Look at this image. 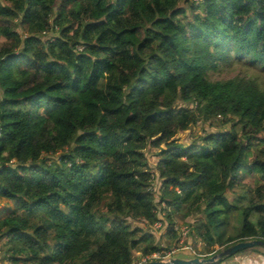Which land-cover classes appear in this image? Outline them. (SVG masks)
<instances>
[{
  "label": "trees",
  "instance_id": "16d2710c",
  "mask_svg": "<svg viewBox=\"0 0 264 264\" xmlns=\"http://www.w3.org/2000/svg\"><path fill=\"white\" fill-rule=\"evenodd\" d=\"M236 65L256 74L211 79ZM262 76L264 0H0V257L145 264L179 245L177 220L205 244L195 258L264 241Z\"/></svg>",
  "mask_w": 264,
  "mask_h": 264
},
{
  "label": "rangeland",
  "instance_id": "374dc122",
  "mask_svg": "<svg viewBox=\"0 0 264 264\" xmlns=\"http://www.w3.org/2000/svg\"><path fill=\"white\" fill-rule=\"evenodd\" d=\"M256 72L254 70H248L246 67H243L242 65H236L233 69L230 70H221L218 71L216 73H212L211 74V79L212 80H221V79H229L232 77H235L237 75H242V76H252L255 75ZM264 77V76H262ZM264 80V78H263ZM222 125L221 122L218 120H215L213 122L212 125L209 124H205L203 122L198 123L195 126H192L191 129L184 133V134H180L178 136V138L181 140V142H185V143H190L194 137L202 134L203 132H216L218 129H222ZM149 162H151L152 165L155 164V158L153 156H150L149 154ZM261 182V177L259 175H252L251 177L248 178V185L242 188L237 189L234 194H229L230 198L232 199L233 203H235L237 206L244 208L247 207L249 205V198L251 196V194L254 192L255 188L260 184ZM13 208V204L12 202H8L5 200L0 201V219L4 218L8 212H10V210H12ZM241 221H242V214H241V210L237 211V212H233L230 217H229V224L227 227L224 228H218L216 229V233H217V240L218 243L215 246V250H221L223 245L226 243V241L229 238H232L234 236H236L241 228ZM178 223L182 224L183 222L180 220H177ZM152 232L159 234L158 232H155L152 228H150ZM166 241L169 240L168 237H166L165 239ZM180 244L181 241H179ZM192 242V241H191ZM171 245L167 246L168 243L163 242L162 246L163 248H165L166 250V254L171 253V257H168L167 259H163V260H168L169 258H183V259H188V258H195L196 255H198L197 253L199 252H204L205 250V244L201 241H196L194 242V252H189V254L185 253L184 251H182V249L184 247L187 246V243L185 241V244H183L182 247L178 246L174 241L171 243L169 242ZM2 251V249H0ZM251 250V249H249ZM173 251V252H172ZM260 253H264V250L261 248H257L256 252H248L244 255H239L235 258H232L229 262L235 264V262L237 260H241V257L244 256L245 259H252V261L254 263L258 262L261 263V259H264V257H262V255H260ZM2 255V253L0 252V256ZM169 256V255H168ZM135 257V262L136 264H139L140 262H144V258L141 256L140 253L135 252L134 254ZM242 257V258H244ZM156 260V259H155ZM159 260V259H157ZM0 264H11L10 260H3L0 257Z\"/></svg>",
  "mask_w": 264,
  "mask_h": 264
},
{
  "label": "water",
  "instance_id": "95a60500",
  "mask_svg": "<svg viewBox=\"0 0 264 264\" xmlns=\"http://www.w3.org/2000/svg\"><path fill=\"white\" fill-rule=\"evenodd\" d=\"M253 248H261L264 250V241L255 239L251 241L238 242L233 246L224 249L219 254H215L209 258H170L168 260H152L145 264H210L215 263L225 257L234 256L240 251L249 250Z\"/></svg>",
  "mask_w": 264,
  "mask_h": 264
},
{
  "label": "built area",
  "instance_id": "2783aa9c",
  "mask_svg": "<svg viewBox=\"0 0 264 264\" xmlns=\"http://www.w3.org/2000/svg\"><path fill=\"white\" fill-rule=\"evenodd\" d=\"M82 50H83V47H80L79 51H82ZM163 216H164V214H162V217L160 218V220L158 222H156V224L154 225V227L156 229H158V230H160L162 228ZM175 230L180 233V241H181L182 244H184L185 243V239L188 237V235L190 233V228L187 225H178V226L175 227ZM160 257H161L160 254L153 255V258L156 259V260L159 259ZM168 257H171V253L167 254L164 257V259H167ZM146 260H147V258L144 259V262H146Z\"/></svg>",
  "mask_w": 264,
  "mask_h": 264
},
{
  "label": "crops",
  "instance_id": "0c3cea01",
  "mask_svg": "<svg viewBox=\"0 0 264 264\" xmlns=\"http://www.w3.org/2000/svg\"><path fill=\"white\" fill-rule=\"evenodd\" d=\"M179 225H182V224H180L179 223ZM162 232V231H161ZM185 244V243H184ZM178 246H180V247H182L183 246V244H180L179 243V245ZM193 246H194V243L193 242H189V243H187V246L186 247H184L183 249H182V251H184L185 253H189L190 251L191 252H194L193 250H194V248H193ZM173 252V251H172ZM190 254V253H189ZM242 255H244V254H242ZM242 257H244V256H242ZM241 257V260H237L236 262H235V264H264V259H261V263H254L253 261H252V259L250 260V259H245V257L244 258H242ZM262 257H264L263 255H262ZM235 259H237V258H235Z\"/></svg>",
  "mask_w": 264,
  "mask_h": 264
}]
</instances>
